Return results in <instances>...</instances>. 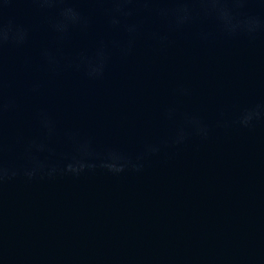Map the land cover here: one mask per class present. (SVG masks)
<instances>
[{"label": "water", "instance_id": "1", "mask_svg": "<svg viewBox=\"0 0 264 264\" xmlns=\"http://www.w3.org/2000/svg\"><path fill=\"white\" fill-rule=\"evenodd\" d=\"M258 104L264 30L194 0H0V264H264Z\"/></svg>", "mask_w": 264, "mask_h": 264}, {"label": "clouds", "instance_id": "2", "mask_svg": "<svg viewBox=\"0 0 264 264\" xmlns=\"http://www.w3.org/2000/svg\"><path fill=\"white\" fill-rule=\"evenodd\" d=\"M52 0H40L42 4H49ZM195 3H199L203 10L207 12L215 13L216 17L222 24V27L225 31L229 33H242L249 35L252 38H255V34L258 31L264 30V22H262L258 17L253 15H244L243 17L238 15H233L232 8L229 5L235 7H242L248 0H194ZM72 12L71 9L66 10V15ZM10 30V25H9ZM4 38H7V31L3 33ZM264 118V105H256L252 109H245L241 116L239 117V123L245 127L249 126L250 122L254 119ZM122 159L115 153H109V160L113 162H104L102 161L101 167L107 168L109 171H122L125 164L115 163L114 161ZM85 167L83 163H80L79 169H73L69 165V171H78L82 170Z\"/></svg>", "mask_w": 264, "mask_h": 264}]
</instances>
